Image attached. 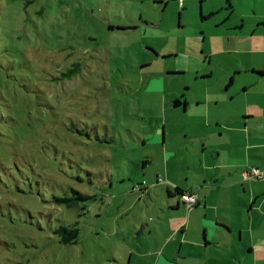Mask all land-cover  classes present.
<instances>
[{
    "label": "rangeland",
    "instance_id": "374dc122",
    "mask_svg": "<svg viewBox=\"0 0 264 264\" xmlns=\"http://www.w3.org/2000/svg\"><path fill=\"white\" fill-rule=\"evenodd\" d=\"M254 12L264 0H0V264H154L163 228L132 233L164 215L166 184L147 172L169 158L173 129L170 174L190 177L196 99L235 113L254 75L229 63L251 54L209 52L241 25L264 32ZM211 72L220 91L194 85ZM74 190L92 199L58 201ZM60 225L78 227L75 243Z\"/></svg>",
    "mask_w": 264,
    "mask_h": 264
},
{
    "label": "crops",
    "instance_id": "0c3cea01",
    "mask_svg": "<svg viewBox=\"0 0 264 264\" xmlns=\"http://www.w3.org/2000/svg\"><path fill=\"white\" fill-rule=\"evenodd\" d=\"M251 16L257 24L264 22L262 13L254 12ZM241 27L239 36L222 40L219 47L209 52L251 54L235 65L229 63L231 67L248 66L254 75L243 85L241 104L233 108L234 114H221L210 106L209 99V103L196 99L191 111L196 114L192 127L193 137L199 138V154L190 177L187 172L170 174V169L177 165L174 141L178 144L183 139L182 132L181 139H177L173 129L166 131L170 135L168 142L164 138L169 158L163 151L156 177L153 168L147 172L151 188L166 184V200L160 208L164 215L161 219L157 214L152 225L137 219L132 223V233L145 240L146 234L163 228V240L155 242L158 257L154 264H172L160 262L161 252L166 249L171 256L165 257L173 264H264V181L241 178L245 168L264 167V32L252 29L243 34ZM200 79L194 85L201 90L220 91L212 72L202 74ZM234 80V76L228 83L225 79L224 89L228 90ZM184 102L188 110L189 102ZM176 188L196 194L198 202L192 207L184 205L174 191ZM130 244L129 256L141 247L140 243ZM148 253L146 249L139 254Z\"/></svg>",
    "mask_w": 264,
    "mask_h": 264
},
{
    "label": "trees",
    "instance_id": "16d2710c",
    "mask_svg": "<svg viewBox=\"0 0 264 264\" xmlns=\"http://www.w3.org/2000/svg\"><path fill=\"white\" fill-rule=\"evenodd\" d=\"M231 81H232V78H231ZM174 103H175L174 106L181 105V102L178 103V100H176ZM182 104H183V106L186 105L185 102ZM178 148H179V145H176L174 147V152H175V150L178 152ZM148 158H150V156H148ZM147 161H149V160H147ZM252 167H256L260 171L264 172V167H257V166H252ZM242 171H241V173H242ZM241 178H242V176H241ZM159 180H161V179H159ZM242 180L245 181L243 178H242ZM248 180L264 181V177L263 178L252 177L251 179H248ZM145 182L146 181H144L143 183H145ZM137 185L140 186V184H137ZM174 191L178 194L180 199H181L182 194H192L191 192H182L179 188L174 189ZM74 193H76L75 196L59 198L58 201L66 203L67 205H71V203L73 202L72 200L84 201L86 199H92V197L90 195H85V194H82V193L75 191V190H74ZM181 201L184 203V201L182 199H181ZM184 205H186V204L184 203ZM192 206H189V207H192ZM57 232L61 236V242L65 243V244H72V243H75L77 240L79 229L76 226L70 227V226H66V225H60L57 229Z\"/></svg>",
    "mask_w": 264,
    "mask_h": 264
},
{
    "label": "built area",
    "instance_id": "2783aa9c",
    "mask_svg": "<svg viewBox=\"0 0 264 264\" xmlns=\"http://www.w3.org/2000/svg\"><path fill=\"white\" fill-rule=\"evenodd\" d=\"M241 176L244 180L251 179L252 177L263 178L264 172L260 171L256 167L251 166L249 168L244 169L241 173ZM181 199L187 206H192L198 201V197L196 194H182Z\"/></svg>",
    "mask_w": 264,
    "mask_h": 264
},
{
    "label": "water",
    "instance_id": "95a60500",
    "mask_svg": "<svg viewBox=\"0 0 264 264\" xmlns=\"http://www.w3.org/2000/svg\"><path fill=\"white\" fill-rule=\"evenodd\" d=\"M179 102H181V101H180V100H178V103H179ZM174 105H175V103H174Z\"/></svg>",
    "mask_w": 264,
    "mask_h": 264
},
{
    "label": "clouds",
    "instance_id": "9594fccd",
    "mask_svg": "<svg viewBox=\"0 0 264 264\" xmlns=\"http://www.w3.org/2000/svg\"><path fill=\"white\" fill-rule=\"evenodd\" d=\"M193 194V193H192ZM198 197V196H197ZM198 202V201H197ZM196 204V203H195Z\"/></svg>",
    "mask_w": 264,
    "mask_h": 264
}]
</instances>
